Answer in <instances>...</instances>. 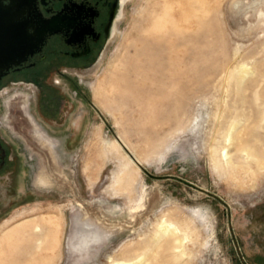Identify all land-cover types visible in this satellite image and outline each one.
I'll list each match as a JSON object with an SVG mask.
<instances>
[{
  "label": "rangeland",
  "instance_id": "rangeland-1",
  "mask_svg": "<svg viewBox=\"0 0 264 264\" xmlns=\"http://www.w3.org/2000/svg\"><path fill=\"white\" fill-rule=\"evenodd\" d=\"M80 79L67 130L40 122L61 143L40 146V171L60 187L33 186L28 150L37 200L0 215V264H264V0H132ZM34 222L43 244L20 257L6 236ZM163 223L184 257L157 244ZM85 224L107 237L78 252Z\"/></svg>",
  "mask_w": 264,
  "mask_h": 264
},
{
  "label": "flooded vegetation",
  "instance_id": "flooded-vegetation-1",
  "mask_svg": "<svg viewBox=\"0 0 264 264\" xmlns=\"http://www.w3.org/2000/svg\"><path fill=\"white\" fill-rule=\"evenodd\" d=\"M131 1L0 0V215L37 200L26 152L39 190L40 146L61 144L40 122L67 130L77 99L88 101L80 78L105 60Z\"/></svg>",
  "mask_w": 264,
  "mask_h": 264
},
{
  "label": "bare ground",
  "instance_id": "bare-ground-1",
  "mask_svg": "<svg viewBox=\"0 0 264 264\" xmlns=\"http://www.w3.org/2000/svg\"><path fill=\"white\" fill-rule=\"evenodd\" d=\"M116 141L122 147V143H121L123 142L122 139L117 138ZM127 155L129 156L130 160L135 165L138 166V164H140L134 153L131 152L132 157L129 154ZM38 184L41 188H46V189H49L53 186H58L53 181L52 175L46 171H40V175L38 177ZM163 224L165 225H163L161 230H159L160 232L156 233L157 237H159L157 244L159 245V247L165 250L173 251L174 254H176L175 256H173L174 259H178L179 254L181 257H184L186 253L184 251V245H183L184 240L181 239L182 237H179L180 236L179 234L181 233L179 231L180 229L178 230L173 224H170V223L169 224L163 223ZM93 226L95 227L96 225L85 224L84 228L86 230H84L83 228L82 230H79V232H75V234L72 237V244H71L73 250L78 251V252H83L87 250L88 247L92 245H99L100 243L102 244V242L106 240L107 236L106 234L105 235L103 234V231L100 230L101 228H98L96 226L97 229H95ZM45 236H46V233H45L44 226L42 225V223L34 222L32 224H23V225L18 226L15 230L9 233L6 236V238L9 241V243H12V244L16 240L17 242L19 241L18 243L22 242L24 244L23 246H22V243L21 244L17 243V244H13L12 247L17 248L18 245L22 246V247L18 246L20 247L19 249L20 254L18 255L20 257L21 256L28 257L29 255L33 254L34 250H37L38 252L40 251V245L43 244V238ZM161 243H163L164 246H162L163 244ZM175 251H177V253H175ZM14 260H22V259L18 257V258H15ZM148 261H150V263H148ZM113 264H152V262L149 257L144 256L143 258H137L136 262L134 261L133 263L132 262H122V263L113 262Z\"/></svg>",
  "mask_w": 264,
  "mask_h": 264
},
{
  "label": "water",
  "instance_id": "water-1",
  "mask_svg": "<svg viewBox=\"0 0 264 264\" xmlns=\"http://www.w3.org/2000/svg\"><path fill=\"white\" fill-rule=\"evenodd\" d=\"M131 157H132V155H131ZM229 223H232V220H229Z\"/></svg>",
  "mask_w": 264,
  "mask_h": 264
}]
</instances>
